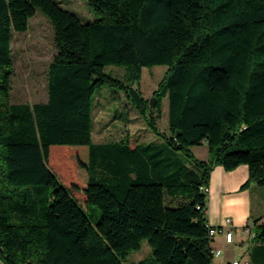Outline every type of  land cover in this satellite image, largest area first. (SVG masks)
<instances>
[{
	"label": "trees",
	"instance_id": "obj_1",
	"mask_svg": "<svg viewBox=\"0 0 264 264\" xmlns=\"http://www.w3.org/2000/svg\"><path fill=\"white\" fill-rule=\"evenodd\" d=\"M86 1L99 17L84 22L56 0H0V264H213L211 170L245 164L242 187L264 186V0ZM37 9L56 49L47 99L11 102L12 35ZM159 64L150 105L139 82ZM106 85L162 140L93 141ZM204 142L208 158H196ZM249 228L264 244V215ZM142 241L151 254L125 263Z\"/></svg>",
	"mask_w": 264,
	"mask_h": 264
},
{
	"label": "rangeland",
	"instance_id": "obj_2",
	"mask_svg": "<svg viewBox=\"0 0 264 264\" xmlns=\"http://www.w3.org/2000/svg\"><path fill=\"white\" fill-rule=\"evenodd\" d=\"M62 7L78 16L81 21H91L97 17L86 0H56ZM13 74L11 80V102L34 103L47 99V68L56 52L53 29L49 19L36 10L29 19L28 28L24 32H13L11 41ZM123 67L110 65L106 67L113 75H121ZM166 65L159 64L142 69L139 87L145 98H156L153 91L162 79ZM161 97V116L156 124L158 129L167 132L168 101ZM150 104V103H149ZM93 141H109L119 139L124 133L137 141H151L162 137L153 133L142 115L127 101L123 93L110 86L98 89L92 99ZM153 134V136L151 134ZM196 146V145H195ZM196 156L208 157L207 145H197L192 149ZM61 154H59L60 156ZM59 161V162H58ZM57 163L60 166V160ZM62 167V166H60ZM61 174L62 172L59 171ZM63 174V173H62ZM260 186V185H259ZM259 188H264L260 186ZM258 197V196H257ZM88 217L92 223L100 217L96 206H91ZM146 241L140 248L132 250L125 263H134L150 255Z\"/></svg>",
	"mask_w": 264,
	"mask_h": 264
},
{
	"label": "crops",
	"instance_id": "obj_3",
	"mask_svg": "<svg viewBox=\"0 0 264 264\" xmlns=\"http://www.w3.org/2000/svg\"><path fill=\"white\" fill-rule=\"evenodd\" d=\"M201 145L207 144L204 142ZM196 146H192L191 150ZM195 157L208 158L200 153ZM247 179L248 167L245 164L230 171L216 165L210 172L207 221L213 226L231 228L233 232L231 242L226 241L223 233H216L212 237L211 247L220 250V254L213 257V264H231L236 260L238 264H264V244L253 239L252 230L249 228L254 218L264 215V188H259L253 182L242 187ZM226 218L231 219L229 224L225 223Z\"/></svg>",
	"mask_w": 264,
	"mask_h": 264
},
{
	"label": "built area",
	"instance_id": "obj_4",
	"mask_svg": "<svg viewBox=\"0 0 264 264\" xmlns=\"http://www.w3.org/2000/svg\"><path fill=\"white\" fill-rule=\"evenodd\" d=\"M230 222H231L230 218L225 219L226 224H229ZM216 233H223L225 235L226 241H228V242L232 241L233 232H232L231 228L224 229L222 226H213L212 225V227L209 228V236L211 237V239ZM210 246H211V244H210ZM211 253L214 257V256L220 254V250L214 249L211 247ZM238 263H239L238 260H236V261H233L231 264H238ZM245 264H248V262H246Z\"/></svg>",
	"mask_w": 264,
	"mask_h": 264
},
{
	"label": "water",
	"instance_id": "obj_5",
	"mask_svg": "<svg viewBox=\"0 0 264 264\" xmlns=\"http://www.w3.org/2000/svg\"><path fill=\"white\" fill-rule=\"evenodd\" d=\"M149 103H150V105H153V104L155 103V98H151V99L149 100Z\"/></svg>",
	"mask_w": 264,
	"mask_h": 264
}]
</instances>
